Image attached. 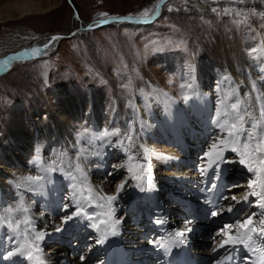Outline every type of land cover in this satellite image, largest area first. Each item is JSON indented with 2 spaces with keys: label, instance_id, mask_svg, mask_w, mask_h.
<instances>
[{
  "label": "bare ground",
  "instance_id": "bare-ground-1",
  "mask_svg": "<svg viewBox=\"0 0 264 264\" xmlns=\"http://www.w3.org/2000/svg\"><path fill=\"white\" fill-rule=\"evenodd\" d=\"M159 1H156L150 14L115 20L148 24L152 20H137L151 17L153 12L156 17L159 16L165 5L164 2L157 8ZM17 7L23 15L39 10L31 2L17 4ZM205 12L212 16L218 13L214 8ZM99 22L101 21L92 22L87 28H79L85 25L79 22L75 34L70 37L78 36L82 31L96 27L95 25L105 24L98 25ZM236 27L234 24V31L238 32ZM215 34L219 38V44L212 47L211 52L218 55V62L215 61L216 58L212 62L206 57L198 59L192 94L193 90L194 96L202 90L209 92L213 83L220 85L221 81L223 84L230 78L234 89L232 88L231 96L227 93L226 95L233 101L227 103V99H224L216 112L209 109L201 93L199 101L195 99L193 102L203 103L205 110L192 116L189 108L170 96L151 73L140 70L136 74L135 83L138 89L135 97L122 92L117 99H112L103 96L96 89H91V94L75 96L65 85L56 84L60 95L58 113L52 114L40 125L42 128L39 125L38 128L31 126L28 130L30 133L24 130L26 126H21V118L10 126L6 119L2 120L0 117V225L3 223L7 229L6 233L0 230V264L98 262L111 240L120 239V229L115 226L114 221L126 219V215L137 206L136 201L131 199L132 196L144 193L151 204L154 200L151 193L155 189L153 183L156 180L167 182L176 177V173L181 172V166L186 162L194 180L201 174L210 172L215 164L218 168L223 164L233 169L228 177H224L226 180L238 179L241 182L242 177L248 175L249 184L254 189L253 198L259 200V204L240 225L238 222H228L233 214L224 215L218 212L209 224L205 223L207 229L211 228L210 235L214 244L222 243L228 236L226 233L231 234L242 226L248 227L257 217L264 216V46L258 57L253 58L243 51L242 55H238L234 38L225 34L220 26ZM61 38L63 37L51 38V35L41 37L30 45L0 57V77L27 60L44 56ZM243 68L247 70L246 79L239 78L244 74ZM226 73L228 77L224 79ZM239 80H245L248 85L253 84L252 89L257 99L252 93L248 94L247 83L243 81L245 83L240 85ZM139 90L145 94V98L140 96ZM41 94L44 95L43 92ZM80 117L94 125L114 124L117 131L109 143L103 144L104 153L116 158L118 155L115 153L119 151L117 160L131 153V162L111 168L112 171L108 169L109 172L98 168L95 176L97 178L93 179L90 171L93 166L98 167L96 164L98 161L103 162V158L99 154L93 159L92 153L79 144L76 136L72 134V120ZM237 122L239 126L234 125ZM61 131L65 137L60 135ZM39 149L45 154V164L31 161L33 153ZM53 151L60 152V159L55 160ZM35 169L43 173L49 171L50 175L57 173L58 177L56 179L53 176L51 186L57 184L59 189L67 187L70 190L69 195L61 196L59 192V195L55 194L51 187H41L38 183L46 182L48 175L43 174L46 175L45 178L32 175L30 171ZM125 171L127 177L123 181H115ZM194 171H197L196 177L192 176ZM4 176L11 177V181ZM239 185L241 184H233L232 189ZM130 192L131 198L126 197ZM44 199L47 205L43 207L41 202ZM32 203L42 210L34 213ZM123 203L126 206H122ZM223 222H227L229 227L222 226ZM206 239L203 234L197 238L199 241ZM83 245L85 246L82 250ZM129 246H126V250ZM61 249H66V257L57 254ZM150 251L148 247L142 249L140 256L150 259Z\"/></svg>",
  "mask_w": 264,
  "mask_h": 264
},
{
  "label": "rangeland",
  "instance_id": "rangeland-1",
  "mask_svg": "<svg viewBox=\"0 0 264 264\" xmlns=\"http://www.w3.org/2000/svg\"><path fill=\"white\" fill-rule=\"evenodd\" d=\"M156 1L0 0V57L30 45L41 37L50 36L54 32L67 33L77 28L79 22L85 24L96 18H100L97 20L100 21L105 17H116L121 14L138 17L150 14ZM24 2L37 5L39 10L31 14H20L17 4ZM163 7L160 15L148 24L111 21L84 30L78 36L61 38L55 47L44 56L15 66L0 77L1 119H6L11 126L15 120L21 118L23 122L20 121L21 126H26L24 130L28 133L31 132L28 131L31 126L38 128V125H43L52 114L58 113L60 95L56 84L59 83L68 87L75 96H85L91 94V89H96L103 96L112 99H117L118 94L122 95V92L135 97L138 89L135 83L136 74L140 70H147L151 73L163 89L181 105L186 106L183 103L189 102L191 104L189 112L192 116L199 115L198 113L204 110L195 109L192 103L195 99L199 101L201 93L203 96L206 93L202 90L194 96L193 90L192 97L190 95V86L192 84V89L196 83L198 59L206 57L209 62H212L218 57L213 53L214 51L211 52V48L219 44V38L215 34L219 31V26L223 28L225 34L234 38L238 55H242L243 51L253 58L258 57L264 48V0H199L195 2L167 0ZM212 8L218 12L217 15L212 16L205 12ZM234 24L239 33L234 31ZM217 59L216 62H218ZM243 69L244 74L239 75V78L246 79L247 70ZM227 77L226 73L223 78ZM227 80L223 84L221 81L220 85L213 83V88L207 92L211 94L209 99L214 109L222 103L223 99H229L225 101L227 103L232 100L230 96L234 85L232 86L230 78ZM243 81L245 80H239V84L243 85ZM252 86L253 84L248 85L247 83V92L252 93L257 99ZM138 93L145 98L141 90ZM226 93L230 95L229 98ZM217 110L219 108L214 111ZM231 113L235 119L234 113ZM72 123V134L76 136L78 143L84 145L92 153L93 159L99 154L103 158L104 163L95 161L98 167L93 166L90 171L93 179L97 178L95 176L98 168L109 172L114 167H121L124 162L130 161L128 155L117 160L120 155L119 151L115 153L118 155L116 158L106 156L104 153L103 144L109 143L117 131L114 124L110 126L97 124L95 128H91L88 125L90 123L82 117L73 119ZM237 123L234 125L239 126ZM60 135L66 136L63 131ZM1 152L0 146V154ZM52 153L55 160L60 159V152L53 151ZM31 161L45 164V154L40 149L36 150ZM30 173L43 178L48 175L46 176L47 183L40 181L38 184L49 189L53 176L55 175L56 179L58 177L57 173L50 175L49 171L43 173L37 172V169L31 170ZM127 175L125 171L117 176L115 181H123ZM6 178L11 181V177ZM166 184L171 186V184ZM59 190L61 196L69 195L70 190L67 187ZM244 191L245 187L242 186L241 189L234 190L232 194L242 195ZM32 209L34 213L40 212L34 207Z\"/></svg>",
  "mask_w": 264,
  "mask_h": 264
},
{
  "label": "water",
  "instance_id": "water-1",
  "mask_svg": "<svg viewBox=\"0 0 264 264\" xmlns=\"http://www.w3.org/2000/svg\"><path fill=\"white\" fill-rule=\"evenodd\" d=\"M167 0H160L159 3L156 5V7H160L164 2H166ZM155 16V13L153 12V15H151V17H148L146 19H138L137 21H141V22H146V21H149V20H152ZM131 18L132 16H127V15H118L116 17H110V18H103V20H100L101 22H99L98 24H101V23H105V22H108V21H112V20H115V19H119V18ZM156 17V16H155ZM98 19H93L91 21H88L87 23H85L84 26L82 27H79V28H87L89 26H91V23L94 22V21H97ZM75 31L76 29H72L70 30L69 32L67 33H58V32H55V33H52L51 35V38H60V37H63V38H67V37H70L72 36L73 34H75Z\"/></svg>",
  "mask_w": 264,
  "mask_h": 264
}]
</instances>
